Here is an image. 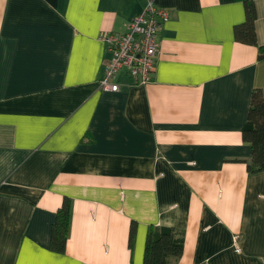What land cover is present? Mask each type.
I'll list each match as a JSON object with an SVG mask.
<instances>
[{"label": "crops", "instance_id": "crops-1", "mask_svg": "<svg viewBox=\"0 0 264 264\" xmlns=\"http://www.w3.org/2000/svg\"><path fill=\"white\" fill-rule=\"evenodd\" d=\"M148 1L168 13L151 80L122 68L101 89L100 34ZM245 1L0 0V264H142L150 227L182 234L173 264H264V169L241 133L264 95V0L256 44L233 33Z\"/></svg>", "mask_w": 264, "mask_h": 264}, {"label": "trees", "instance_id": "trees-1", "mask_svg": "<svg viewBox=\"0 0 264 264\" xmlns=\"http://www.w3.org/2000/svg\"><path fill=\"white\" fill-rule=\"evenodd\" d=\"M245 18L233 26L237 40L256 44L255 7L253 2L244 3ZM258 58H264V45L258 46ZM242 137L251 145V156L246 162L247 169H264V95L261 90L252 91L247 120L241 128ZM70 200L65 198L57 211L51 230V248L63 251L70 223ZM134 225L131 227V237ZM183 236L172 227H150L146 234L142 264H173L182 251Z\"/></svg>", "mask_w": 264, "mask_h": 264}, {"label": "built area", "instance_id": "built-area-1", "mask_svg": "<svg viewBox=\"0 0 264 264\" xmlns=\"http://www.w3.org/2000/svg\"><path fill=\"white\" fill-rule=\"evenodd\" d=\"M168 18L163 8L148 1L144 8L134 15L122 32H103L100 38L110 51L104 62L103 76L99 87L103 90H117L114 81L117 72L125 68L135 83L151 80L153 60L157 51L156 36L162 23Z\"/></svg>", "mask_w": 264, "mask_h": 264}]
</instances>
